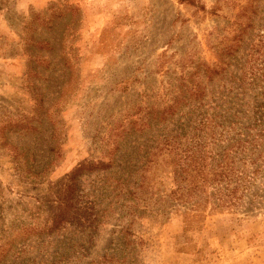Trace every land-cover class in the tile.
Segmentation results:
<instances>
[{
  "label": "rangeland",
  "instance_id": "1",
  "mask_svg": "<svg viewBox=\"0 0 264 264\" xmlns=\"http://www.w3.org/2000/svg\"><path fill=\"white\" fill-rule=\"evenodd\" d=\"M28 35L52 61L35 81L45 108L56 102L41 124ZM263 40L264 0H0V264H97L109 250L128 260L108 264H264V202L245 212L210 190L172 202L175 145L127 202L154 140L185 133V148L198 136L209 155L242 132V102H264ZM27 150L39 171L51 161L38 177ZM59 199L76 219L40 234Z\"/></svg>",
  "mask_w": 264,
  "mask_h": 264
},
{
  "label": "trees",
  "instance_id": "2",
  "mask_svg": "<svg viewBox=\"0 0 264 264\" xmlns=\"http://www.w3.org/2000/svg\"><path fill=\"white\" fill-rule=\"evenodd\" d=\"M41 21L43 22L42 19ZM25 41L27 42V47L30 48L26 50L25 54L28 58L27 77L30 78L29 82L31 81L34 83L32 86V93L37 108L35 116L38 120V124H41L44 116L46 118L50 117L48 111L56 102L45 108L47 104V99L45 97L46 90L35 81L40 77L47 80L39 71V67L44 65V67L49 68L52 61L40 54H33L34 50H37V47L47 48V41L33 40L31 35H28ZM245 95V92H241L237 93L236 97ZM243 100L244 99H240V102ZM250 103L252 104L250 105L248 102H242V105L249 108V111L245 113L243 117L245 123L242 124V132L235 138H231L222 151L209 153L208 155L203 151V144L196 141L198 136L190 138L191 145L181 148L177 144L186 136L185 133L182 135H168L162 139L154 140L141 157V161H144V163L140 168L132 171V173H135L134 179L131 183H127L128 201H125H135L137 192L144 188H148L147 179L142 176V172L146 166L152 163L154 156L162 151L169 152L171 149L170 145H175L177 146V153L171 164L173 167V181L176 188L169 193V198L172 202L177 203V201L183 199H198L202 194H205L207 190H210L209 196L218 204L225 203L234 209H243L242 211L245 212L260 209L264 202V102L259 103L253 101ZM210 121L212 122L213 120ZM30 125H32L31 122L24 123L23 125L21 124V129L24 128L33 132H38L36 127H31ZM50 138L55 140L57 137L51 134ZM48 152L53 157L56 152L55 147L49 148ZM19 155L29 162L25 165V173L30 176L38 177L41 171H45L51 164V161L48 159L46 161V167L39 171L35 163L36 156L33 151L27 150L26 153H19ZM79 172L80 171L77 170L70 176L69 180L71 185L66 187L68 194L69 190H73L71 186L75 184ZM117 181H119V179H117ZM67 198L69 199L68 196ZM67 201V199L65 201H62V199L58 200L57 212L51 216V226L48 228L47 232L41 231L40 234L59 233L66 223L70 224L74 222L76 217L70 215L67 208ZM69 201V203H71L69 206L74 204L73 200ZM63 205L65 207H62ZM134 213L136 212H126L127 215H134ZM84 221H86V219H84ZM121 232L124 234L123 240L127 235H130L128 229H124V231ZM108 252L100 257V261H97V264H108L109 262L123 263L128 260L127 257L123 256L121 258L118 254H112V251L111 254ZM56 258L57 257H55L50 264H60L64 256L58 260Z\"/></svg>",
  "mask_w": 264,
  "mask_h": 264
}]
</instances>
